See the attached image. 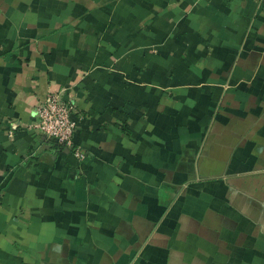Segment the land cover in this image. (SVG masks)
<instances>
[{
  "label": "crops",
  "instance_id": "0c3cea01",
  "mask_svg": "<svg viewBox=\"0 0 264 264\" xmlns=\"http://www.w3.org/2000/svg\"><path fill=\"white\" fill-rule=\"evenodd\" d=\"M0 264H264L254 0H0Z\"/></svg>",
  "mask_w": 264,
  "mask_h": 264
},
{
  "label": "built area",
  "instance_id": "2783aa9c",
  "mask_svg": "<svg viewBox=\"0 0 264 264\" xmlns=\"http://www.w3.org/2000/svg\"><path fill=\"white\" fill-rule=\"evenodd\" d=\"M264 12V0H254ZM65 90L48 93L45 99L33 108L34 120L29 129L38 131L43 143L55 149H65L78 159H83L79 147L73 142L76 121L72 118L73 101L65 98Z\"/></svg>",
  "mask_w": 264,
  "mask_h": 264
}]
</instances>
